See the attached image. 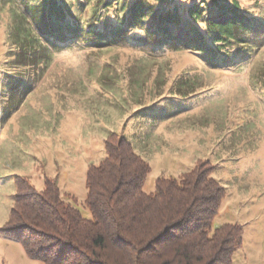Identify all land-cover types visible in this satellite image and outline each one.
Returning a JSON list of instances; mask_svg holds the SVG:
<instances>
[{
    "label": "rangeland",
    "instance_id": "1",
    "mask_svg": "<svg viewBox=\"0 0 264 264\" xmlns=\"http://www.w3.org/2000/svg\"><path fill=\"white\" fill-rule=\"evenodd\" d=\"M38 1L0 0V226L18 174L39 188L55 176L65 199L91 216L86 170L105 156L104 139L117 131L149 163L147 192L158 176H179L200 159L212 163L226 189L212 228L240 223L233 264H264V40L230 69H212L188 49L76 45L55 51L41 74L44 67L32 68L25 57L41 36ZM243 3L251 14L261 11L254 0ZM186 70L199 73L202 84L177 99L183 103L175 113L151 118L136 111L160 106ZM39 263L20 240L0 235V264Z\"/></svg>",
    "mask_w": 264,
    "mask_h": 264
},
{
    "label": "trees",
    "instance_id": "2",
    "mask_svg": "<svg viewBox=\"0 0 264 264\" xmlns=\"http://www.w3.org/2000/svg\"><path fill=\"white\" fill-rule=\"evenodd\" d=\"M254 1L257 14L243 0H39L41 36L25 57L31 56L32 68L42 65L43 74L65 47L130 45L151 52L188 49L212 69H230L249 60L264 40V0ZM198 75L180 73L160 106L136 111L172 115L202 84ZM104 143L105 156L86 170L91 216L65 199L55 176L39 188L18 174L0 235L20 240L39 264H233L243 226H211L226 193L212 163L200 159L179 176H158L147 192L149 163L129 139L110 131Z\"/></svg>",
    "mask_w": 264,
    "mask_h": 264
}]
</instances>
